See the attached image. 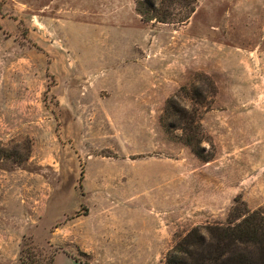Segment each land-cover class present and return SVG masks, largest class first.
Masks as SVG:
<instances>
[{
	"label": "rangeland",
	"instance_id": "rangeland-1",
	"mask_svg": "<svg viewBox=\"0 0 264 264\" xmlns=\"http://www.w3.org/2000/svg\"><path fill=\"white\" fill-rule=\"evenodd\" d=\"M136 6L0 0V264H20L25 235L39 264H165L194 228L195 248L217 245L208 227L264 217V0H196L184 23ZM183 86V107L204 104L196 147L220 158L203 189L224 185L226 202L190 178L175 190L168 158L207 163L166 128Z\"/></svg>",
	"mask_w": 264,
	"mask_h": 264
},
{
	"label": "trees",
	"instance_id": "trees-1",
	"mask_svg": "<svg viewBox=\"0 0 264 264\" xmlns=\"http://www.w3.org/2000/svg\"><path fill=\"white\" fill-rule=\"evenodd\" d=\"M162 6L157 7L155 0H137V11L146 21H159L163 23H184L196 9V0H161ZM188 87H181L177 93L168 98L165 113L172 120L167 124L170 131L174 124H180L183 134L180 139L185 144L192 147L199 158L204 161H211L210 156L204 155L196 147L197 144L204 141L203 127L199 116V106H203L197 96V104L191 110L183 107L180 103L183 96L188 94ZM203 104V105H202ZM208 108V105H205ZM165 114V115H166ZM166 116L161 118L166 123ZM173 124V125H172ZM6 156V149L0 141V162ZM209 232L217 238V245L202 244L195 248L192 239L197 237L198 229L194 228L186 237L178 243L168 254L165 264H188L187 259L192 258L189 264H264V217L258 210L248 211V213L235 225L210 226ZM28 237H23V245L20 251V264H39L32 259L29 248L26 243ZM239 243L252 244L258 247L260 260H255L250 253L234 252L233 247ZM190 247L193 248L190 249ZM195 248V249H194ZM31 252V251H30ZM50 264H55L53 261Z\"/></svg>",
	"mask_w": 264,
	"mask_h": 264
},
{
	"label": "crops",
	"instance_id": "crops-1",
	"mask_svg": "<svg viewBox=\"0 0 264 264\" xmlns=\"http://www.w3.org/2000/svg\"><path fill=\"white\" fill-rule=\"evenodd\" d=\"M126 82H127L128 88H130L131 81H130L129 77H127ZM132 83H133V80H132ZM127 90L129 91V89H127ZM129 97H130V92H129V95L126 99L129 100ZM176 153L178 156H176L174 159L168 158V160L170 159L173 161H166V162H168V165L170 167H172L173 169L176 170V176H175L174 182H177L178 186L175 188V190H178V191L181 190L183 185H186V183H188L187 181L190 178V181H192V184L198 183V188L200 191L197 193L198 194L197 196H198V198H201V200H203L205 203H208V202H226L229 199L231 191L228 189H225L224 185H222V184L221 185H217V184L215 185L216 192L218 191V189L220 190L217 192L218 194L216 192H213V193L208 192V189H203V188H206V186L205 187L202 186V180L201 179L207 175V173H204V171L210 170L211 167H220L219 164L217 163V160H219L220 158L213 160V161H210V162H207V163H205L199 159H196L193 161V168L189 169L188 163H186L185 158H183L184 152L177 151ZM162 160H164V159L162 158ZM189 172H194V174L192 173V175H191ZM204 205L207 206L206 204H204Z\"/></svg>",
	"mask_w": 264,
	"mask_h": 264
}]
</instances>
